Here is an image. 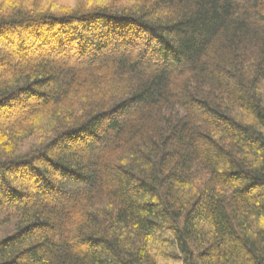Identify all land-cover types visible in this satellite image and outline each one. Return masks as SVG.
I'll use <instances>...</instances> for the list:
<instances>
[{
  "label": "trees",
  "instance_id": "trees-1",
  "mask_svg": "<svg viewBox=\"0 0 264 264\" xmlns=\"http://www.w3.org/2000/svg\"><path fill=\"white\" fill-rule=\"evenodd\" d=\"M55 5L0 0V264H264V0Z\"/></svg>",
  "mask_w": 264,
  "mask_h": 264
},
{
  "label": "rangeland",
  "instance_id": "rangeland-1",
  "mask_svg": "<svg viewBox=\"0 0 264 264\" xmlns=\"http://www.w3.org/2000/svg\"><path fill=\"white\" fill-rule=\"evenodd\" d=\"M50 1H51V3L54 2V4H56L55 6H57V7L67 8V7H70V6H74V3H75L76 0H50ZM46 2L49 3V0H46ZM2 69H3V67H2ZM32 104H35V103H32ZM100 135L104 136L105 133L102 131V133H100ZM95 154L97 155L98 153H95ZM164 241L165 240L158 241L156 243V245H155V248L165 249L166 246L163 244ZM157 259L159 260L160 264H182L181 261H178V260L174 261V260H171V259H167L166 257H164V258L163 257H159ZM24 262L25 261H23V263Z\"/></svg>",
  "mask_w": 264,
  "mask_h": 264
}]
</instances>
